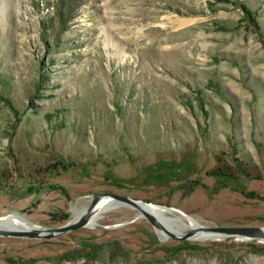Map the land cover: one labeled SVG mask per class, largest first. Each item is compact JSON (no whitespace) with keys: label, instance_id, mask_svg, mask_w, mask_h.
Listing matches in <instances>:
<instances>
[{"label":"rangeland","instance_id":"1","mask_svg":"<svg viewBox=\"0 0 264 264\" xmlns=\"http://www.w3.org/2000/svg\"><path fill=\"white\" fill-rule=\"evenodd\" d=\"M105 192L169 230L264 227V0H0V217L56 227ZM245 239L116 205L0 236V264H264Z\"/></svg>","mask_w":264,"mask_h":264},{"label":"water","instance_id":"2","mask_svg":"<svg viewBox=\"0 0 264 264\" xmlns=\"http://www.w3.org/2000/svg\"><path fill=\"white\" fill-rule=\"evenodd\" d=\"M100 198H103L102 201H98ZM111 200L120 201L126 206L136 208L140 212V216H143L146 220H148L153 227L159 225V221L146 208L151 205V203H147L142 199L128 195L105 192L94 193L90 203L88 206L84 207L80 214L76 217L73 215L72 219L59 226L42 227L38 225L30 230L0 227V236L22 237L29 239H54L79 228L90 226L91 221L98 217V215L104 210L105 204ZM259 228L260 227H228L217 224H208L198 226V228L183 234H175L166 229L167 236L165 238L177 241L194 239L202 240L197 236L200 232L214 231L223 235L213 239L203 240H240L241 236H243L247 238L245 240H258L264 242V234L260 233Z\"/></svg>","mask_w":264,"mask_h":264},{"label":"bare ground","instance_id":"3","mask_svg":"<svg viewBox=\"0 0 264 264\" xmlns=\"http://www.w3.org/2000/svg\"><path fill=\"white\" fill-rule=\"evenodd\" d=\"M189 21H178L177 22V25L178 27H183L185 26L186 24H188ZM117 51H121V48H119ZM118 52V53H119ZM103 198H100L98 201H102ZM118 206V205H121V206H126L125 204L121 203L120 201H115V200H111L109 202H107L105 204V208L109 207V206ZM104 208V209H105ZM147 210L159 221V225H156L154 228L156 230V233L162 237V238H165L167 235H166V227H165V222L167 220H171V219H166L163 217V213L166 211H176L174 208H171V207H167V206H162V205H157V204H152L147 206L146 207ZM83 210H81L80 212H77L74 217H76L78 214H80ZM76 212V211H75ZM140 213V212H139ZM180 213V212H179ZM181 215V218H185V219H188V217L183 214V213H180ZM176 221L178 224H181V219H177L176 218ZM175 221V222H176ZM0 227H3V228H8V229H22V230H30V229H33L35 227H37L36 225L32 224L31 222H28L27 220H25L23 217L21 216H18L16 214H12V215H7V216H4V217H0ZM198 228L197 226H194V225H191L190 227L188 228H185V227H179L177 228L176 230H169L175 234H183V233H186V232H189L191 230H194ZM259 231L261 234H264V227H260L259 228ZM223 234H219L217 232H214V231H202L200 232L197 236L198 238H201V239H213L215 237H218V236H221ZM243 238H246V237H243L241 236L240 239H243Z\"/></svg>","mask_w":264,"mask_h":264},{"label":"trees","instance_id":"4","mask_svg":"<svg viewBox=\"0 0 264 264\" xmlns=\"http://www.w3.org/2000/svg\"><path fill=\"white\" fill-rule=\"evenodd\" d=\"M242 9H244L243 11L247 12V14L249 13L248 10L245 7H242ZM62 192H64L63 189H61Z\"/></svg>","mask_w":264,"mask_h":264}]
</instances>
